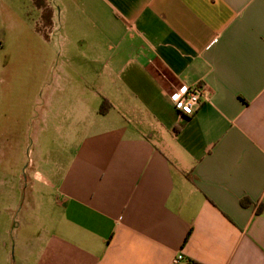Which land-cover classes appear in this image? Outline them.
Segmentation results:
<instances>
[{
  "label": "crops",
  "instance_id": "0c3cea01",
  "mask_svg": "<svg viewBox=\"0 0 264 264\" xmlns=\"http://www.w3.org/2000/svg\"><path fill=\"white\" fill-rule=\"evenodd\" d=\"M44 2L0 0V264H264V0Z\"/></svg>",
  "mask_w": 264,
  "mask_h": 264
},
{
  "label": "built area",
  "instance_id": "2783aa9c",
  "mask_svg": "<svg viewBox=\"0 0 264 264\" xmlns=\"http://www.w3.org/2000/svg\"><path fill=\"white\" fill-rule=\"evenodd\" d=\"M175 99V106L182 114L192 115L201 106L205 99V90L198 87L187 88L182 86L178 88ZM184 260L183 255L178 254L172 261V264H180Z\"/></svg>",
  "mask_w": 264,
  "mask_h": 264
},
{
  "label": "rangeland",
  "instance_id": "374dc122",
  "mask_svg": "<svg viewBox=\"0 0 264 264\" xmlns=\"http://www.w3.org/2000/svg\"><path fill=\"white\" fill-rule=\"evenodd\" d=\"M35 1V4L36 5H40V0H34ZM25 4H27V6H28V0H26V3ZM44 6V5H43ZM27 10V9H26ZM32 11L31 12H29V13H27L26 12V16L29 18V17H31L32 16ZM42 14H43V21H44V18H46L45 17V15L44 14H46V16H48V8L47 7H43L42 8ZM33 18H34V16H33ZM32 40V41H34L33 39H35V44L37 45L39 42L40 43H43V41H40L39 40V42H38V38H34L33 36L31 37V36H29V30L28 29H26V38H25V40L26 41H28V40ZM41 47H43V48H41L42 49V53H43V55L44 54H46V55H49V52H47L46 53V49L44 48V46L42 45ZM42 66H43V70H44V67L46 66V61H44V59H43V64H42ZM150 70L152 71V73L155 75V77L165 86V87H167V88H170V90L171 91H174V90H176V89H178L179 88V85L177 84V82H176V80L173 78V76L160 64V63H158V62H156V61H151V63H150ZM26 82H28V78L26 79ZM25 161H26V163H28L29 162V157H28V151H27V154L25 155ZM1 263V262H0Z\"/></svg>",
  "mask_w": 264,
  "mask_h": 264
},
{
  "label": "trees",
  "instance_id": "16d2710c",
  "mask_svg": "<svg viewBox=\"0 0 264 264\" xmlns=\"http://www.w3.org/2000/svg\"><path fill=\"white\" fill-rule=\"evenodd\" d=\"M43 5L46 7V4H45L44 0H40V5H39V7L43 8V7H44ZM37 6H38V5H37ZM44 15H45V17H47L46 14H44ZM48 15H49V10H48ZM44 19H45V18H44ZM109 109H110V104L108 103L107 100H104L103 103H102V105H101V107H100V113H101V114H104V113H106ZM183 116H184L185 119H188V118L190 117V115H187V114H184V113H183ZM181 124H183V123H181ZM180 126H181V125H180ZM177 129H178V127H177Z\"/></svg>",
  "mask_w": 264,
  "mask_h": 264
}]
</instances>
